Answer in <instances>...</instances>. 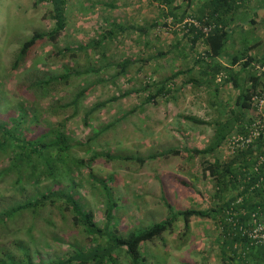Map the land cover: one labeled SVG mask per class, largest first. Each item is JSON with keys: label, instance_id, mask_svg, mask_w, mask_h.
<instances>
[{"label": "rangeland", "instance_id": "374dc122", "mask_svg": "<svg viewBox=\"0 0 264 264\" xmlns=\"http://www.w3.org/2000/svg\"><path fill=\"white\" fill-rule=\"evenodd\" d=\"M200 1L192 0L191 10L196 8L194 4L201 6ZM248 1L253 2L249 7L264 2ZM49 11V3L39 0H0V99L4 100L0 121L13 118L16 105H22L26 122L19 129L20 132L27 129L29 133L23 131L27 137L55 129L67 132L71 150L66 160L72 162L69 168L74 180L69 184L72 177L61 175V185L74 193L84 211L93 213L99 228L107 225L106 191L114 204L112 226L117 229V235L139 232L166 219L164 203L174 212L215 209L219 202L214 183L203 172L204 162L211 161L212 157L198 156L191 151L208 146L214 134V128L208 123L226 119L225 112L238 94L229 74L223 72L220 82L217 77L213 83L205 81L207 76L200 74L202 70H198L193 57L196 52H203V47L196 45V52H190L189 43L180 32L182 25L171 20L169 12L157 7L154 0H66V28L57 42L39 43L18 71L10 73L21 44L35 32L46 33L52 29L53 23L47 18ZM244 17L260 20V15L253 14L252 10ZM257 26L240 33V37L236 33L231 38H236L239 45L256 44L261 41L259 32L264 38V22ZM132 28L145 31L140 33ZM109 31L114 32L111 37L101 38ZM99 39L102 45L98 50H84V46ZM66 48L71 51L62 53ZM181 48L184 49L182 57ZM253 51L257 53L254 58L261 61L264 42ZM100 52L106 57L99 58ZM123 61L132 64L113 78L119 72L116 65ZM204 62L208 64V60ZM255 67L259 66L254 64L235 75L240 89L249 86L246 81L250 74L260 75ZM95 68L98 72L89 71ZM73 71L83 74L70 78L66 84L54 83L43 93L35 88L41 80ZM177 72L182 73L172 80L167 97H157L160 83L165 84ZM81 89L88 92L78 104L71 105ZM153 96L156 97L152 102L147 101ZM111 100L84 120V114L91 107ZM213 102L219 107L212 105ZM33 115L40 120L31 128L28 123ZM125 115L126 119L109 128ZM186 118L207 124H194ZM170 150H177L179 154L168 155ZM216 156L225 157L222 147ZM5 159L0 157V173L8 166ZM13 176L5 175L0 180V209L10 202H21L36 191L56 188L49 179L29 182L23 174L21 192ZM235 194L228 192L226 199ZM19 228L18 232L0 233V248L16 252L12 241L25 242L38 251L37 257L33 255L34 263L39 258L49 261L67 252L73 253L72 247L87 251L106 245L105 240L97 244L88 242L81 228L73 225L67 210L62 215L55 208H47L36 219L24 216ZM29 228L31 231L27 232ZM225 231L215 218H191L189 231L185 232L182 220L178 219L169 232L141 248L144 262L140 264H240L244 257L242 251L233 255L222 249L227 239ZM258 256L264 264L263 256ZM115 257L118 264H129L124 251H117ZM247 262L255 264L252 259Z\"/></svg>", "mask_w": 264, "mask_h": 264}, {"label": "trees", "instance_id": "16d2710c", "mask_svg": "<svg viewBox=\"0 0 264 264\" xmlns=\"http://www.w3.org/2000/svg\"><path fill=\"white\" fill-rule=\"evenodd\" d=\"M41 2H47L50 5V11L47 18L53 23V27L49 32H35L29 39L25 40L16 54L13 63L10 68V73L18 71V69L25 63L26 59L32 52V50L41 42H49L55 44L60 38L66 28V0H39ZM157 3V7L169 12L171 20H175L180 25L185 21L191 20L193 23H197L199 28H196L193 23L184 24L181 27L183 38L189 43L188 50L195 53L196 45L203 47V52H196L195 64L201 75L207 76L204 80L213 83L218 75L223 72L229 74L230 80L233 82V86L238 90V94L232 106L225 112L226 119H220L214 121L211 124L214 128V134L204 149L192 150L191 154H195L202 157L211 156L204 162L203 172L208 174L211 178L214 188V194L217 196L219 204L215 209L208 211H178L174 212L170 205L164 203L168 213V217L151 226L148 229L136 232L132 231L125 235H117V229L112 226L113 221V205L110 195L106 191V210L105 216L107 225L103 228H99L94 221L92 212H87L82 209L81 204L75 198L73 192L68 191V187L64 188L61 185V179L63 175H70L71 166L66 160L68 151L71 150V139L68 137L67 132L64 129H55L47 134H33L32 137H27L22 130L20 132L19 126L25 124L26 114L23 106L16 105L13 118H7V120L0 121V157H6L5 161L8 163L7 168H4L0 173V180L3 176L13 174L15 178V186L22 192L20 182L22 181L23 174L29 179V182L40 181L49 179L53 184L54 189H44L43 191H36L32 196L26 197L21 202H10L5 207L0 209V233L16 230L20 231L19 225L24 216H29L32 219L44 212L47 208H55L63 215L64 211L72 216L73 225L85 233L86 239L91 244H97L100 241L105 240L106 245L101 247H91L87 251L76 250L72 247V252H67L65 256L57 257L54 260H41L40 258L36 263L33 262V255L38 254L37 249L30 248L25 242L19 240L12 241V248L16 252H12L9 249L0 248V264H118L116 260L117 251H124L129 264H140L144 262V256L141 248L148 242L161 237L162 234L169 232L178 219L182 220L183 229L185 232L189 231V225L191 218L195 219H213L219 222L221 229H225L223 232L227 236L226 242L222 244L223 251H229L233 255L239 250L243 253V258L240 260V264H248L247 260H254L255 264H261L259 260L261 254L264 258V248H256L249 246L244 239L235 232H231L228 225L224 224V216L226 211L232 210V214L237 215L239 223L243 224L247 221L249 215L253 212L264 213V182H260L264 179V165L259 168L258 172H254L258 155H260V141L251 144L245 150H238L232 157H214V154L225 144L227 139L232 133L240 134L244 136L247 132L246 129L252 124L255 117V110L252 105V98L259 94L264 84V75L250 74L247 79L246 88L240 89L237 86L236 78L233 68L239 67L243 71H247L254 64L259 67H264V57L261 61L250 57L248 53L259 47L261 42H258L252 46H247L242 54H237L230 58L227 66H221L220 63L215 62V59L222 57L226 52L227 44L231 35L235 30L231 28L233 22L234 13L239 9L238 3L241 0H204L199 7V10L194 14H189L188 10L192 0H154ZM179 3V4H177ZM182 8L184 10H182ZM166 25V24H164ZM169 25V24H168ZM251 27L254 29V21L251 22ZM210 28L207 34L202 32L203 28ZM136 32H144L141 28H132ZM119 30V29H118ZM119 31H123L120 28ZM175 31V29H172ZM177 31V30H176ZM179 32V30H178ZM114 32L109 31L101 38L107 39L111 37ZM244 42V41H243ZM101 39L98 41L93 40L86 46L84 50H98L101 46ZM78 47L77 49H83ZM97 48V49H94ZM177 49V47H175ZM70 49H63L62 53L70 52ZM60 53V51L58 52ZM180 56L184 54V49L181 48ZM202 53V54H201ZM159 56L163 54H158ZM200 55V56H199ZM105 54L100 52L99 58H105ZM208 60V64L203 61ZM132 64L131 61H123L116 65L119 72L113 76V78L119 77L124 73L126 67ZM200 65V68H199ZM193 67V66H192ZM191 67V68H192ZM90 72H98L91 69ZM85 73V72H84ZM182 72L173 74L172 78L165 84L160 83V89L157 92V97H167L170 93L169 88L172 85V80L180 76ZM83 72L73 71L67 72L62 76L41 80L35 85V88L40 89L43 93L51 89L54 83L59 81L65 84L72 77H78ZM178 75V76H177ZM212 79H210V78ZM193 81V80H191ZM148 87L147 85L145 86ZM217 92V90L215 89ZM214 91V92H215ZM88 92V89H81L75 94L72 104H78L84 95ZM156 96L150 97L147 101H151ZM114 100V99H113ZM102 102L94 105L90 110L84 114V120L87 121L89 117L98 110L106 107L108 103ZM0 106L4 104L1 102ZM218 108L217 102H213V105ZM20 111L24 112V115L20 114ZM1 114V113H0ZM222 117V116H221ZM43 120V115H42ZM127 116L121 117L117 122L110 124L109 128H114L117 123L119 124ZM187 121L205 125L207 123L195 120L194 118H186ZM17 120V122H16ZM36 116H32L31 121L28 123L31 128L38 123ZM29 128V127H28ZM60 128H64L61 126ZM52 135V139H49ZM179 151L170 150L168 155H178ZM62 175V176H61ZM69 184H72L73 175H70ZM69 176V177H70ZM106 189V185L100 182ZM234 191L236 194L234 197L226 199L228 192ZM241 199V203L237 206L233 205L236 199ZM226 200V201H223ZM243 212L244 216L240 217L239 213ZM235 219V218H234ZM111 225V227H110ZM24 229V228H23ZM228 229V230H227ZM31 231V228L27 232ZM228 232L230 235L228 236ZM17 234V233H16ZM13 234V235H16ZM71 247V246H69ZM36 250V251H35ZM71 253V254H70Z\"/></svg>", "mask_w": 264, "mask_h": 264}, {"label": "built area", "instance_id": "2783aa9c", "mask_svg": "<svg viewBox=\"0 0 264 264\" xmlns=\"http://www.w3.org/2000/svg\"><path fill=\"white\" fill-rule=\"evenodd\" d=\"M193 23L191 20L185 21L184 24ZM170 24V22H169ZM196 28H199L197 23H193ZM210 28H203L202 32L207 34ZM260 74L264 75V67H255ZM218 82L221 81L222 76H217ZM252 105L255 110V119L252 124L246 129L244 136L232 133L222 146L225 157H232L238 150H245L251 144L260 141V155L256 161L254 172H258L259 168L264 165V84L258 95L252 98ZM260 182H264L261 179ZM241 203V199H236L233 204L237 206ZM232 210L226 211L224 216V224L228 225L231 232L237 233L241 239H244L249 246L256 248H264V213L253 212L249 215L246 222L239 223L237 215L232 214ZM240 217L244 216L243 212L239 213ZM235 218V219H234ZM222 230V229H221ZM228 235L230 233L228 232Z\"/></svg>", "mask_w": 264, "mask_h": 264}, {"label": "crops", "instance_id": "0c3cea01", "mask_svg": "<svg viewBox=\"0 0 264 264\" xmlns=\"http://www.w3.org/2000/svg\"><path fill=\"white\" fill-rule=\"evenodd\" d=\"M203 2H204V0L200 1L199 3H203ZM177 4H179V3H177ZM252 4H253V2H250L248 0H241L237 4L239 9L237 11H235L233 22L231 23V28H233V30H235L234 34L237 33L236 34L237 37H240V33L242 34L244 31H249L252 28L251 27L252 26L251 25L252 21H254V25L253 26H255V25L257 26L258 25L257 27H260V25L264 22V19H262V18H264V2H260L259 6H257V7H252V6L249 7V5H252ZM191 5H192V1H191V4H190V7H189L190 12L188 10V13L189 14H194V13H196L199 10L200 6H198L197 4H194L196 8L195 9L193 8V10H191L192 9ZM182 10H184V9H182ZM249 10H252L253 14L258 13L260 15V20H256L254 18L253 19H246L244 17V14L248 13ZM242 18H244L245 21H240L239 20V19H242ZM258 36H259V38L261 40L260 42L263 43L264 42V38L262 39V36H260V32H259ZM238 43L239 42H238V40L236 38L235 39L230 38L229 41H228V44L226 46V48L231 47L230 50L229 51L226 50V52L222 55V57H220L218 59H215V62H218V63L221 64V66L225 67V66H227L228 62L230 61V58H231L230 56H232V57L235 56V54H234L235 52H237V54H242L247 46H252V45L255 44V43H252V44L246 46V45H239ZM234 47L237 48L238 50H235ZM248 55L250 57L254 58V55L257 56V53H255L252 50V51H250L248 53ZM254 59H256V58H254ZM236 69H237L236 67L233 68L235 74L240 75L242 73V71L239 68H238L239 70H236ZM246 84H247V81H246ZM212 105H213V103H212ZM214 106H215V104H214ZM229 107H231V106H229Z\"/></svg>", "mask_w": 264, "mask_h": 264}]
</instances>
